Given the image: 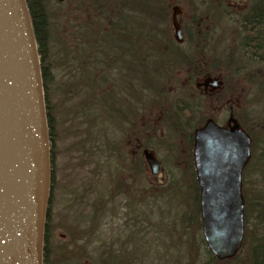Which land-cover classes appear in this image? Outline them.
<instances>
[{
  "label": "rangeland",
  "instance_id": "1",
  "mask_svg": "<svg viewBox=\"0 0 264 264\" xmlns=\"http://www.w3.org/2000/svg\"><path fill=\"white\" fill-rule=\"evenodd\" d=\"M46 2L52 25L49 58L53 65L52 75L56 82L54 87L63 85L59 91L61 97L65 88L72 90L73 87L79 85L80 100L82 102L91 101L94 98L93 95H99L100 90L104 87L109 88L110 82L103 88L99 87V90L97 83L95 84V74L90 70L84 71L81 77L76 76L70 81L71 76L67 74L69 69L65 65L63 46H69L66 45L64 35V30L68 28V26L65 28L68 18H72L73 23L80 22L85 18L89 19V13L95 14L94 9L92 8L90 11L89 8H83V13L80 6L77 7V3H69L67 0L61 3L56 0H46ZM228 2L238 4V0ZM140 3L138 4L142 6ZM201 7L205 10L204 5ZM143 12L139 14L142 22L146 21V12ZM216 21L222 40L212 47V51L208 50L209 55L212 56L211 52H214V56H218L215 58L220 59L211 75H217L222 80L225 78L229 80L228 83L224 81L221 92L229 90L227 95H230L229 99L234 111L236 115L241 116L242 125L252 137L251 156L242 173L244 177L242 190L247 199H253L256 196L264 199V65L255 61L251 62L247 60L246 56L241 57L238 54L235 56L233 64L223 65L222 59L228 53L224 40L231 31L221 16H218ZM63 25H65L64 28H62ZM132 32L131 42H136L138 40L136 38L141 39L143 49L146 54L148 53L147 57L143 62L133 60L127 52H124V49H127L126 46L124 48L118 46L117 57L123 65L128 64L129 68L120 70V75L113 81L112 105L115 107L102 106L96 112L95 106L92 105L88 111L83 112L88 120L93 119L97 113V117L101 119L97 123L98 126L104 131L107 129L105 132L108 139L101 135L100 141L104 147L98 153V157L95 156L92 160L96 162V158H98V162L102 163L98 176L93 174L94 163L88 165L86 161H83V158L79 160L81 162L78 165L68 168V164H74L76 161L70 159V155L74 151L69 149L70 143H74L75 139H78L77 135L73 134L75 128L72 129V125L76 121L72 122L71 120L77 111L76 101L73 98L61 104L58 95L53 96L51 93L49 109L54 120L58 123L56 125L57 135L59 133L63 135L58 139L54 148L60 151L56 157L57 175L55 176L58 182L61 181L60 190L55 191L52 203L53 220L51 225L53 224L54 227L51 230L50 248L54 264H81L84 261H89L90 257L103 249L106 251L111 249L118 254L115 260L116 264H203L208 258L203 236L199 234L194 221L190 222L189 218L182 221L184 213L189 216L194 208L190 198L193 192L189 187L192 183V174L189 171L191 148L185 139V132H181L177 138L174 136L164 138L159 142L161 143L159 145L153 142L150 150L154 152L162 163L163 170L167 172L166 177L162 171V176L153 178L141 155V144L145 142V139L140 141L134 130L128 131L132 129L130 120L133 115L136 116L144 110L152 112L155 100L153 98L155 94L164 93L162 86L165 78L170 77L172 66L166 62L163 50L158 48V40L151 41L146 36L147 28L136 27ZM81 50L79 49L78 53L83 55ZM151 51L154 53V59L148 58ZM250 52L249 50L248 53ZM106 53L109 52L106 51ZM174 68L176 70L172 79L177 82L175 84L177 87L170 88L172 91L170 98L163 97L165 100H159V102L165 106L167 100L168 103H171L181 98L189 105L194 106L195 118L201 120V124L208 116H214L219 123L225 122L227 111L223 108L218 109L221 104V99L218 98L221 97V94H215L217 99L214 98L212 103L202 104L204 97V94L201 93L202 90H199L197 95L192 89L190 91L184 89L187 82H191L192 88L195 87V77L191 80L186 66L180 65ZM200 69L202 68L200 67ZM104 74H107L106 71ZM228 74L231 75L230 79ZM66 83L67 86H65ZM197 96H200V100ZM57 108L62 113H67V117H64L66 121H62L61 113L59 114ZM185 118L183 116L182 120L184 121ZM200 123L193 122L191 123L192 127H190L191 125L184 127L193 132ZM71 130L72 134H70ZM132 156L142 158L141 174L129 166V159ZM107 170L112 173L110 178H108ZM122 180L127 183V188L122 187L123 192L129 194L132 206L135 205L133 211L137 215L135 220L132 213L123 207L122 190L117 191L113 201L108 199L111 183L117 185ZM173 180L179 183L173 184L175 185L173 188H162ZM82 181H88L87 185L82 186ZM94 207L100 211L96 218L93 217ZM127 212L128 214H126ZM255 232L256 237L264 235V222L258 226ZM87 238H97L98 241L94 245L87 244ZM44 243L45 241L43 245ZM247 246L248 242L239 248L234 259L225 264H244L245 261H248Z\"/></svg>",
  "mask_w": 264,
  "mask_h": 264
},
{
  "label": "water",
  "instance_id": "2",
  "mask_svg": "<svg viewBox=\"0 0 264 264\" xmlns=\"http://www.w3.org/2000/svg\"><path fill=\"white\" fill-rule=\"evenodd\" d=\"M62 1V0H59ZM174 39L183 40L182 11L170 15ZM198 85L218 89L207 76ZM40 57L26 0H0V264H42L50 193V145ZM151 174L163 171L149 149ZM251 137L233 117L193 131V164L199 189L202 236L211 254L232 258L245 232L242 173ZM84 264H96L87 261Z\"/></svg>",
  "mask_w": 264,
  "mask_h": 264
},
{
  "label": "trees",
  "instance_id": "3",
  "mask_svg": "<svg viewBox=\"0 0 264 264\" xmlns=\"http://www.w3.org/2000/svg\"><path fill=\"white\" fill-rule=\"evenodd\" d=\"M57 2L61 3L63 1L56 0ZM69 3H77V7L80 6L81 11L84 13V9L89 8L90 11L93 8L95 14L89 13V19L85 18L84 20L80 22L73 23L72 18L65 22V25L62 26V28H65L64 35L66 40V45L63 46L64 51V57H65V65L69 69L67 72L68 75L71 76L70 81H72L76 76L81 77L82 73L84 71H93L96 77L95 84L97 83L98 88H103L108 82H110V87H104L102 90H100L99 95H93V100L91 101H84L82 102L79 97L80 88L79 85L77 87L71 88H65L63 90V94L60 97L59 91L60 88L63 86H56L54 87V84L56 83L54 81V76L52 75V64L50 63L49 53L51 47L49 46V41L51 40V22H50V16L47 10V2L46 0H26L28 9L30 12L33 29L35 33L36 42L38 45V52L40 57V66H41V76H42V83L44 88V96H45V105H46V113H47V121H48V134L50 139V163L51 167L54 168V174H52V178L55 177V181L52 179L51 181V191L49 194L48 202H47V210H46V217H45V224H44V245H43V261L42 264H54L53 259L51 257L52 249L50 244V238H51V230L53 229V198L55 197V191L60 190L61 181L58 182L56 180L57 175L55 171H57L56 166V157L59 155L58 150H55V146L58 142V139L63 137L61 133L57 135V127L58 123H56V120H54V117L52 116L50 112V96L53 94V96H57L61 100V104L65 103L68 99H75L76 101V107L77 111L72 116V122L75 120L76 123L72 125V129L75 128V132L73 134L77 135L78 139H75L74 143H70L69 149H72V154L70 155V159H75L77 163L74 162L68 164V168L72 167V165L80 163L79 161L81 158H83V161H86L88 165H92L94 163V170L93 174L95 176H98L100 173V165L101 162H98V158H96V162H93V158L96 156L98 157V153L101 152V149H103L104 145L101 144L100 138L101 135L103 137H106L108 139L107 133L101 129L98 126V121H101L100 118L96 116L90 120L87 119V117L84 116L85 111H88L89 107L94 105L96 108V112H98V108L100 107H112L113 103V96L114 93L113 90V81L115 78L120 75L119 71L122 69H128L129 65H123L121 61H119L117 57V47H127V49H124V52L129 54V56L133 60H141L143 62L144 58H146L147 54L144 51V46H142V40L139 38L136 42H131V39L133 38V32L132 30L136 27L138 28H147L148 33L146 36H148L151 41L158 40V48L163 50V53L165 54V60L169 65L171 66V73L169 78H165L162 90L164 93H158L155 94L153 101V109L152 112L149 111H142L136 116L133 115V118L130 120L131 123L134 124V128L129 129L134 130L136 133V137L140 139V141L145 139V142L141 144V147L151 148V145L153 142H156L158 145L161 144V142L164 138H167L169 136L178 137L181 132H185V139H187L188 143L190 144V148L192 145V131L186 130L184 127L185 125H191V123L194 122L193 119V105H189L187 102H184L183 99H177V101L168 103H165L166 107L159 102V100H165V98L168 96L170 98V95L172 93L170 88L177 87L175 84L177 82H174L172 77L175 75V66H178L175 62V57H178V53L175 51H172L174 49L176 43L175 40L172 37L171 34V24L169 21V4L172 0H67ZM211 1V0H209ZM230 1V0H229ZM141 2V3H140ZM138 3L142 4L140 6ZM205 6V10L202 14H199L197 16H191L190 12H187V19H191L193 21L195 26H198V28L202 29L208 26H211L212 19L208 16L210 11V5H208V2H203ZM85 6V7H84ZM84 8V9H83ZM143 8V9H142ZM143 11L146 12V17L144 14V17L146 18V21L142 22V18H140L139 14ZM86 13L87 10H86ZM144 13V12H143ZM223 18L222 15H219ZM217 17H215L216 19ZM214 19V20H215ZM204 20V22H203ZM224 21V19H223ZM217 21L214 22V25H216ZM218 27V25H216ZM204 30V29H203ZM197 42L200 41V38L196 40ZM68 42H71V44H68ZM139 42V43H138ZM61 43V42H60ZM63 43V42H62ZM136 43L134 46L133 44ZM81 47H83V50H81ZM79 49L83 52V55H80L78 53ZM108 51L109 53H106ZM153 52H149L148 58L154 59L155 56H153ZM198 57V54L196 55ZM218 57V56H217ZM177 61V60H176ZM51 64V65H50ZM233 64V62H232ZM175 65V66H174ZM174 66V67H173ZM218 66V63L215 62L213 65L206 66V65H186L187 70L189 72V77L191 80L196 75H201L204 73L211 74L214 70V68ZM200 67L202 69H200ZM181 68V67H180ZM106 71L107 74H104ZM69 76V77H70ZM231 78V77H230ZM69 81V82H70ZM81 81V80H79ZM225 83H228V79H224ZM78 84V83H77ZM67 86V83L65 84ZM185 90L190 91L192 89L193 92L197 91V89L194 87L192 88L191 82H187L186 86L184 87ZM120 90H122L120 88ZM52 93V94H51ZM122 93V92H119ZM222 94V93H220ZM224 95V93L222 94ZM212 96L207 95V100H211ZM163 98V99H162ZM173 98V96H172ZM115 107V106H113ZM165 107V108H163ZM53 110V108H52ZM59 114L61 113L62 121H66L64 117H67V113H62L58 110ZM57 112V113H58ZM186 113V114H185ZM189 113V114H188ZM188 114V116H187ZM185 118V120H180L181 117ZM141 119V120H140ZM103 121V120H102ZM137 122V124H136ZM140 122V123H139ZM182 122V124H179ZM199 123L201 120L198 121ZM129 123V121H128ZM197 123V122H196ZM191 125L190 127H192ZM159 130L161 131L159 133ZM248 131V130H247ZM60 132V131H59ZM104 132V133H101ZM249 132V131H248ZM133 133V132H131ZM72 134V130L70 132ZM58 136V137H57ZM251 137V135H250ZM57 139V140H56ZM251 143H252V137H251ZM191 152V151H190ZM109 154V153H107ZM106 154V156H108ZM81 156V157H80ZM130 156V155H129ZM251 156V154H250ZM138 156L136 159L132 156L129 159V166H132L134 170H137L138 173H142V158H139ZM107 159V158H106ZM189 171L192 174V183L189 185L190 189L192 190L193 194L191 195V200L194 205L193 211L189 214V216H186V213L182 216V221H185L188 219L190 222L191 220L194 221V224L197 227V230L199 234L202 236L201 231V222H200V214H199V207H198V195H199V189L198 185L196 183L195 178V171L192 164L191 157L189 158ZM53 164V166H52ZM128 168L127 166H124ZM107 175L110 178L112 176V173L107 170ZM243 174H242V189H243ZM57 181V183H56ZM88 181H82V186L87 185ZM90 182V181H89ZM124 180L121 181V183H118L117 185L111 183L110 188V195L108 199L110 201H113V198L115 197V194L117 191L122 192V197L124 199V208L126 211H130L132 213V216H134V220L137 218V215L133 213L135 205L132 206V199L129 197V194L127 192H123V188H127V183L124 182ZM179 182H169L168 184L162 186V188L168 189L173 188L175 185ZM109 185V184H108ZM62 187V186H61ZM53 191V197H51ZM62 189V188H61ZM87 190V189H86ZM85 190V191H86ZM109 192V190H108ZM150 192V191H149ZM243 192V190H242ZM244 197V219H245V232L244 237L241 243V246H243L246 242H248L247 246V255H248V261H245L244 264H264V235L261 237H256L255 230L258 228L259 225H261L264 222V199L256 196L253 199H247L245 197V194L243 192ZM261 199V200H260ZM122 207V208H123ZM93 217H97L99 215V209L95 207L93 208ZM128 214V212L126 213ZM115 215V214H114ZM113 215V216H114ZM181 216V215H180ZM180 220V219H179ZM203 239V237H202ZM96 239L87 238L86 242L87 244L94 245L97 242ZM204 241V239H203ZM205 243V241H204ZM240 246V247H241ZM207 248V246H206ZM208 258L203 264H225L228 263L229 260L234 259L228 258V259H218L214 257L209 249L207 248ZM117 253H114L113 250L109 249L106 251V249H103V251H98L95 255L90 257L89 261H94L98 264H108V261H110V264H114L115 260L117 259ZM86 261H84L81 264H84ZM78 264V263H74ZM116 264V262H115Z\"/></svg>",
  "mask_w": 264,
  "mask_h": 264
},
{
  "label": "flooded vegetation",
  "instance_id": "4",
  "mask_svg": "<svg viewBox=\"0 0 264 264\" xmlns=\"http://www.w3.org/2000/svg\"><path fill=\"white\" fill-rule=\"evenodd\" d=\"M206 1L208 2V5H210V11L208 16L212 19V24L211 26L200 29L198 28V26H195L193 24L194 22L191 21V19H187L186 14L188 11L190 12L191 16H197L199 14H202L206 10L201 9V6L204 4L203 2ZM228 1L229 0H172L170 2V4L168 5L170 8L169 21L171 9L174 5L179 6L182 11L181 30L183 34V40L181 42H178L174 39L173 27L172 25L170 26L172 37L176 43L172 51L178 53V57L174 58L178 66H186L190 64L210 66L213 65L215 62L219 63L220 59L215 58L217 56H214V52H211V54H213L212 56L208 53V50L212 51V47L216 46V44L218 42H221L222 40V37H220L219 35L220 32L218 31L219 27L214 25V19L219 15L223 16V19H225V23L229 25L228 27L231 31L229 35L227 34L224 40L225 48L227 49L228 53L226 54L225 58L222 59V64L225 66H230L234 61L235 56L238 54L241 57L246 56L247 60L251 62L255 61L258 62V64L260 63L264 65V0H238V4H231ZM198 38H200V41L197 42L196 40ZM249 50L251 51L250 53H248ZM197 54L201 57L196 56ZM207 76L217 77L218 79H220L219 76L211 75L209 73L194 76L196 79L195 88L197 89L195 93L198 95L199 90H202L201 93L204 94V97L202 99L203 103H201H205L206 105L213 102L215 94L224 93V95L221 94V97L218 98L221 99V104L219 105L218 109L223 108L225 111H227V118L225 122L219 123L217 122L214 116H208L202 124H199L198 127L202 126L209 118L214 120L218 125L227 126L229 119L233 117L234 119H236L239 126L247 131V129L244 127V125H242L240 121L242 119L240 118L241 116H239L238 114L236 115L234 111V107L232 106L231 101L229 99L230 95H227L229 93V90L227 89L228 91L226 90L221 92L224 86V80L220 79L222 81L221 87L214 90H210L209 87L205 88L203 85H198ZM230 77L231 75L228 74L229 79ZM207 95L212 96L211 100H207ZM197 97L200 100V96ZM215 99H217V97ZM183 101L186 102L185 100ZM192 116L194 122L199 123V120H196L195 118L194 112ZM180 120H182V117ZM179 124H182V122H180ZM130 126L131 128H134V124L131 122ZM144 149L150 150V148H146L144 146L142 147L141 155L143 157V160L144 156L142 152ZM189 157H191L193 164V133L191 152L189 154ZM163 171L166 177L167 172L166 170ZM149 173L151 174L150 171ZM163 173H159L156 175L151 174V176L153 178L159 177L162 176ZM52 174H54V168L51 167L50 163V191L52 179L55 181V177L52 178ZM53 191L54 189L52 188L51 197H53Z\"/></svg>",
  "mask_w": 264,
  "mask_h": 264
}]
</instances>
